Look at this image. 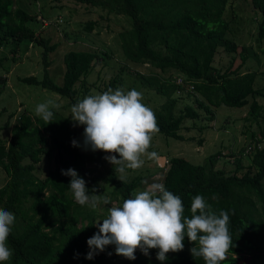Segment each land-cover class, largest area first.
Returning a JSON list of instances; mask_svg holds the SVG:
<instances>
[{
  "label": "trees",
  "instance_id": "trees-1",
  "mask_svg": "<svg viewBox=\"0 0 264 264\" xmlns=\"http://www.w3.org/2000/svg\"><path fill=\"white\" fill-rule=\"evenodd\" d=\"M33 1L0 0V50L11 43L10 50L14 52L24 39L42 46V77L26 74L20 79L66 95L75 103L84 96L78 98L80 92L74 83L80 80L81 87H85L82 92L87 90L85 76L94 62L102 59L101 51H65L62 81H54L49 74L47 55L55 49L56 42H51L31 24L37 15L28 11L27 2ZM75 1L98 5L130 18V26L119 31L123 54L135 64L147 65L148 72L134 70L142 84L167 95L166 100L152 110L158 132L182 138L178 129L183 119L197 118L200 115L198 108H207L210 103L215 106L222 103L232 106L248 104L245 118L258 125V130L251 132L249 164L245 165L241 156L235 155L236 169L226 173L214 166L220 150L208 154L205 162L201 163L172 155L167 160L161 181L167 190L181 197L185 215L189 218L191 200L196 195H202L217 213L228 211L232 246L222 264H264V104L259 101V97L264 98V84L254 85L256 70H239L250 55L248 51L256 54V50L240 46V62L236 64L238 72L232 68L233 60L222 70L213 62L218 47L227 52H236L239 47L238 42L227 35L229 23L223 17L229 0ZM247 1L257 13L254 18H257L258 38L262 40L264 0ZM93 24V20H88L84 28L92 29ZM2 59L0 56V67ZM166 68L175 69L176 74L191 81L193 88L187 91L194 95V103L187 102L178 111L174 110L177 98L171 93L174 87L181 85L175 82V77L171 76L169 83L159 75V71ZM0 80L3 81L1 94L4 79ZM119 82L120 77L110 78L102 88L103 92L109 88H121ZM31 124L30 114L23 111L18 115L8 141L0 137V167L7 175L6 181L0 185V208L15 215L8 237L13 255L4 264H204L202 258L194 259L191 255L190 248L194 245L187 237L183 242L184 249L167 254L165 261L156 259L157 249H150L147 256L137 249L136 259L129 260L116 255L114 245L107 246L93 259H86L90 251L87 240L98 228L94 224L93 210L75 203L68 186L71 177L61 174L62 169L71 168L69 158L63 155L66 142L56 131H37ZM32 132L36 134L30 138ZM51 151L55 153L54 165L45 175H37V163ZM98 153L92 155L77 150L75 157L78 163L72 169L85 179L87 188L103 182L111 185L114 197H120L121 201L133 197V190L143 176L135 175L121 182L113 165L98 168L88 163L98 159ZM240 168L244 170L238 173Z\"/></svg>",
  "mask_w": 264,
  "mask_h": 264
},
{
  "label": "rangeland",
  "instance_id": "rangeland-1",
  "mask_svg": "<svg viewBox=\"0 0 264 264\" xmlns=\"http://www.w3.org/2000/svg\"><path fill=\"white\" fill-rule=\"evenodd\" d=\"M27 4L28 11L37 15V19L31 22L35 30L49 37L51 42H56L55 49L49 51L47 56L49 74L57 83L62 81L65 68L63 61L65 51L69 49H98L101 51L102 59L95 61L90 72L85 76L84 84L87 90L82 92L85 87H81L80 80L74 83V87L78 88L80 92L79 95L77 94L78 98L103 93L102 88L110 78L120 77L119 86L121 89L125 91L136 89L141 92L142 103L151 110L166 100V94L145 86L134 73L135 68L142 72H148L147 65L135 64L127 60L123 54L119 31L130 26V18L127 15L114 13L98 5H90L75 0L55 2L53 0H34L27 2ZM254 16H257V13L254 12L249 1H228L223 15L229 23L227 35L238 42L239 47L236 52H227L218 47L213 62L218 69L222 70L233 60L232 68L238 72L236 64L240 62V46L246 45L253 48L256 50V54L248 51L250 55L245 63L239 67V70H256L258 74L255 77L254 85L259 86L264 84V73L262 74V70H264V38L262 40L258 38L255 21L257 18ZM88 20L94 22L92 29L84 28V24ZM10 46L11 43H8L0 50V56L3 57L0 79H4V89L0 94V137L6 142L8 141L12 129L17 123L18 115L24 111L30 114L31 125L34 130L52 129L63 138L67 146L63 155L69 158L71 168L78 163V159L75 157L77 150L90 152L92 155L99 152L98 159H93L92 162L88 161L91 166L104 168L109 165L110 163L104 158L108 155L107 153L93 152L84 148L83 126L74 127L70 117V109L74 104L70 97L44 88L39 84L27 83L20 79L26 74H34L38 78L42 77L44 69L43 47L37 43H31L27 39L22 40L14 52H11ZM176 73L177 71L173 68L159 71V75L169 83L171 76L174 78L176 75H181ZM2 82L0 80V84ZM174 88L171 96L177 98L174 105L175 111H178L187 102L194 103L192 100L194 95L188 94L187 84H181V86ZM47 99L55 100L60 108L53 110V122L46 125L42 119L36 117L34 109L37 104ZM259 101L264 104L263 97H259ZM247 110L248 104L232 106L222 103L215 106L210 103L207 108L204 106L198 108L200 115L197 118L185 117L183 119L182 125L178 129L179 133L183 135L182 138L157 132L153 136L149 151H155L158 154V159L151 160L144 157V164L140 169L127 170L125 179H130L135 175L143 176L141 183L134 188V193L143 190L151 183L161 182L167 160L172 155H181L194 163H201L205 162L208 154L220 150L214 160V166L222 168L226 173L236 169V163L233 161L235 155L241 156L245 165L249 164L252 155L251 132L258 130V125L255 121L245 118ZM35 134L36 132H32L29 137L31 138ZM73 139L81 146L73 147L71 143ZM54 156V151L48 155H43L37 163L35 173L39 176L45 175L49 168L54 165ZM243 170L244 168H240L237 172L240 173ZM6 179L7 175L0 167V185ZM93 187L98 189L97 194L111 198L109 205L101 204L92 211L95 221L101 220L102 223L107 215V209L122 201L120 197H114L109 184L98 182L88 188L90 194ZM86 209L92 210L87 206Z\"/></svg>",
  "mask_w": 264,
  "mask_h": 264
},
{
  "label": "clouds",
  "instance_id": "clouds-1",
  "mask_svg": "<svg viewBox=\"0 0 264 264\" xmlns=\"http://www.w3.org/2000/svg\"><path fill=\"white\" fill-rule=\"evenodd\" d=\"M142 98L136 89L109 88L85 96L70 109L73 126H83L84 148L107 153L104 158L113 165L121 182L127 170L143 166L144 157L158 159V154L149 148L159 128L154 112L142 103ZM59 108L55 100L47 99L37 104L34 112L47 125L53 122V110ZM71 143L73 147L81 146L75 139ZM61 174L71 177L68 186L78 205L96 210L101 204L111 203L110 197L97 194L96 187L90 194L85 179L75 169H62ZM190 213V218L185 215L180 196L167 190L163 183H151L133 197L109 207L102 223H94L98 231L87 240L90 251L86 259L91 260L114 245L116 255L129 260L136 259L137 249L145 256L150 249H157L156 259L165 261L167 254L184 249L187 237L194 245L190 248L194 259L202 258L204 264H222L232 246L228 211L217 213L202 195H196L191 200ZM14 222V213L0 208V264L13 255L8 237Z\"/></svg>",
  "mask_w": 264,
  "mask_h": 264
},
{
  "label": "built area",
  "instance_id": "built-area-1",
  "mask_svg": "<svg viewBox=\"0 0 264 264\" xmlns=\"http://www.w3.org/2000/svg\"><path fill=\"white\" fill-rule=\"evenodd\" d=\"M175 82L178 83V84H180V85L181 84H184V83H187V88L188 89H192L193 88V84L190 82V80H186L181 75H176L175 76ZM158 183H162V182H158Z\"/></svg>",
  "mask_w": 264,
  "mask_h": 264
}]
</instances>
